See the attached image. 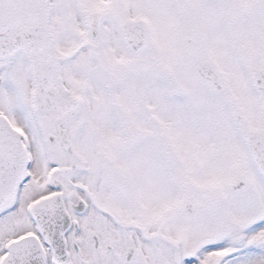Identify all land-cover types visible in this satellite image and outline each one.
I'll list each match as a JSON object with an SVG mask.
<instances>
[{
    "label": "snow or ice",
    "instance_id": "6c2138e0",
    "mask_svg": "<svg viewBox=\"0 0 264 264\" xmlns=\"http://www.w3.org/2000/svg\"><path fill=\"white\" fill-rule=\"evenodd\" d=\"M0 264H264V0H0Z\"/></svg>",
    "mask_w": 264,
    "mask_h": 264
}]
</instances>
